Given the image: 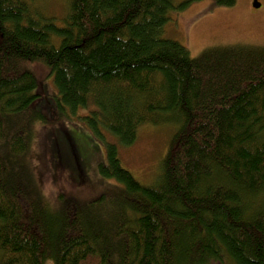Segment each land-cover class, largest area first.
Listing matches in <instances>:
<instances>
[{
  "label": "trees",
  "instance_id": "obj_1",
  "mask_svg": "<svg viewBox=\"0 0 264 264\" xmlns=\"http://www.w3.org/2000/svg\"><path fill=\"white\" fill-rule=\"evenodd\" d=\"M38 1L0 0V264H264V46L191 56L162 36L174 0H64L59 25ZM34 62L59 115L92 107L80 119L101 138L130 145L142 124H173L150 184L106 142L97 170L118 185L41 195L29 148L50 119Z\"/></svg>",
  "mask_w": 264,
  "mask_h": 264
},
{
  "label": "rangeland",
  "instance_id": "obj_2",
  "mask_svg": "<svg viewBox=\"0 0 264 264\" xmlns=\"http://www.w3.org/2000/svg\"><path fill=\"white\" fill-rule=\"evenodd\" d=\"M253 1L235 0L225 6L216 5L213 0H174L175 8L168 13L162 36L180 43L191 56L221 45L264 46V0H257L259 7H254ZM36 6L55 16L58 25L66 10L64 0H40ZM32 66L38 79L33 90L38 94L34 106L50 122H33L29 157L39 191L50 204L57 205L60 189L88 197L118 185L97 170L98 164L106 160V142L117 144L120 164L135 180L148 185L155 179L174 128L172 123L140 125L130 145H120L106 130L102 131L104 138H101L80 119L92 107H79L75 113L67 110L69 117L59 115L58 92L48 66L42 62H34ZM44 264L54 262L47 259Z\"/></svg>",
  "mask_w": 264,
  "mask_h": 264
},
{
  "label": "water",
  "instance_id": "obj_3",
  "mask_svg": "<svg viewBox=\"0 0 264 264\" xmlns=\"http://www.w3.org/2000/svg\"><path fill=\"white\" fill-rule=\"evenodd\" d=\"M253 6L254 7H259L260 6V3L257 0H254L253 1Z\"/></svg>",
  "mask_w": 264,
  "mask_h": 264
}]
</instances>
